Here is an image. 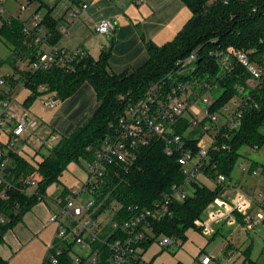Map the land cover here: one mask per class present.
<instances>
[{
  "label": "trees",
  "instance_id": "obj_1",
  "mask_svg": "<svg viewBox=\"0 0 264 264\" xmlns=\"http://www.w3.org/2000/svg\"><path fill=\"white\" fill-rule=\"evenodd\" d=\"M181 1L192 12V18L176 38L163 46L147 42L148 61L140 68L120 75L109 71L112 48L104 49L98 60L90 56L75 60L73 69H68L64 63H54L48 70L24 71L21 69L22 62L35 61L40 51H46L43 50L44 46H57L62 38L58 22L52 17L51 10L47 9L41 21L32 27V36H27L24 32L27 26L25 22L19 18H2L0 40L11 49V55L6 59L0 57V70L8 65L12 73L2 76L10 92L0 87V103L12 98L11 92L18 87L29 91L23 103L27 108L38 99L51 98L59 103L88 82L94 88L100 104L82 126L68 136H61L55 147L47 149L41 146L48 150V154L41 155L38 152L42 157L40 161L29 160L18 148L10 150L7 156L9 163L0 181V244L4 242L9 229L20 223L23 216L39 202L47 199L51 186L61 184V178L70 164L81 161L89 163L94 159L104 139L114 134L112 125L124 115L131 100L141 99L154 82L161 81L165 88L174 84V79L169 78V75L177 68L178 62L192 52L198 54L195 76L193 79L179 78L178 81L190 80L199 95L206 94L207 90L212 92L215 87L221 88L223 92L214 100L212 111L220 110L239 96L238 86L245 87L249 93L239 129L230 132L222 127L215 135L217 143L209 148L202 176L215 182L216 173H219L231 181L240 158V149L246 146L260 150L264 146V79L258 87L249 89L250 76L245 69L235 66L234 61L235 67L231 71L223 70L211 56L213 50L228 46L247 51L256 61L264 56V0ZM44 8L41 5L35 14ZM35 34L42 38L37 44L34 43ZM40 86L45 90L41 91ZM198 99L193 98L192 101ZM189 127V119L184 117L174 129L182 136L185 147L198 154L202 148L200 142L203 134L200 130L188 132ZM198 133L200 136L196 138ZM260 167L264 175V165ZM258 168L257 164L252 163L249 172L253 174ZM29 178L36 182L33 194L26 193ZM184 182L185 176L178 155L168 156L164 140L153 138L149 145L140 148L131 164L111 167L106 173L104 182L93 196L100 207L95 217L109 209L112 212L115 210L112 218L119 227L112 238L128 236L129 233L120 225L130 216L127 211L129 206L152 208L165 194L171 192L174 185ZM223 193L224 188L218 184L211 189L200 178L194 180L186 198L173 202V214L151 224L150 235L153 236L144 248L160 236L185 240L189 229L200 230L198 222L203 219L211 204L225 198ZM67 196V190L64 189L59 197ZM94 248L108 255L107 248L102 244L97 243ZM227 249H233L231 244L225 252ZM73 252V244L63 246L58 264H75ZM243 255L241 264H259L252 259L250 249L244 251ZM0 264L11 263L0 256ZM43 264H47V258Z\"/></svg>",
  "mask_w": 264,
  "mask_h": 264
},
{
  "label": "built area",
  "instance_id": "obj_2",
  "mask_svg": "<svg viewBox=\"0 0 264 264\" xmlns=\"http://www.w3.org/2000/svg\"><path fill=\"white\" fill-rule=\"evenodd\" d=\"M214 1L219 2L220 0ZM3 3L4 0H0V26L3 15L6 13ZM87 8L86 4L82 6L84 10ZM79 14L80 10H75L71 16L74 18ZM34 20L39 23L36 14ZM115 30L116 23L111 19H104L96 26L97 33L102 35L112 34ZM24 32L27 36H32V27L25 26ZM41 41V36L35 34L34 43ZM84 56L88 55L82 50L69 52L52 47L47 51H40L35 61L22 62L21 69L30 72L48 70L54 63H64L63 65L68 69H73L74 61ZM211 56L223 70L231 71L235 66L245 69L250 76L247 86L249 89L258 87L264 79V56L256 61L247 51L233 46L215 49L211 52ZM197 61V52H192L179 61L177 68L169 75V78L174 79V84L169 88H165L161 81L154 82L141 99L129 102L124 115L115 125H112L114 134L104 139L100 148L95 152L94 159L87 163L89 179L84 191L89 195V199L86 202L81 198L82 192L65 198L59 197L53 201L56 211L51 214L49 222L57 226V232L49 246L47 264H58V257L66 244H73L74 247L78 246L80 249V252L72 253L75 264H151L143 259L142 252L145 243L150 242L153 236L150 235L151 224L173 214L171 210L173 202L186 198L190 192L191 183L202 176L205 160L209 156V148L217 143L214 136L209 147H202L198 154H194L185 147L182 136L175 132L174 126L182 118L187 117L190 122L188 132L200 130L204 137L214 131L217 135L222 127L230 132L238 130L245 113V99L249 93L243 86H238L239 96L233 98L228 105L218 111H212L214 100L208 97L210 90H207L206 94L199 95L192 87L190 80L178 81L179 78H194ZM234 61L235 66H233ZM2 86H6V79L0 77V87ZM40 90L45 89L40 86ZM193 98H199L197 101L201 100L204 104L201 113L195 107L197 101H192ZM13 102L12 96L0 103V132L5 131L8 137L6 143L0 144V173L9 163L7 156L10 150L20 145L27 132L34 133L39 127L38 122L27 112L21 113L20 118L15 116L13 110L11 111ZM42 106L45 110H51L57 106V102L51 98L42 99ZM10 123L11 127L8 128ZM153 138L164 140L168 156L178 155L185 182L174 185L171 192L165 194L152 208L129 206L127 211L130 216L120 225L129 235L113 239L112 236L119 227V224L112 218L115 210L112 212L109 209L104 213L110 217L108 223L101 221L100 216L95 217L100 207L97 206L93 196L101 187L111 167L131 164L140 148L149 145ZM42 144L52 149L50 140ZM241 167L244 171L247 169L244 165ZM253 176L258 178L259 173L255 171ZM216 177V181L213 182L224 188L222 196L226 197L229 194L232 196L222 207H218L217 203L210 205L203 219L198 222L200 231L206 236L215 234L214 226L221 222L228 226L242 224L248 231L264 227V182L259 189L250 191L233 187L231 181H228L222 174L216 173ZM27 183L29 189L26 193L33 194L36 182L29 178ZM1 221L3 222V219ZM108 228L109 230H106ZM97 243L107 248L108 255L101 249L94 248ZM172 244L170 237L163 236L161 246L168 247ZM200 262L201 264H214V259L204 254L201 255Z\"/></svg>",
  "mask_w": 264,
  "mask_h": 264
},
{
  "label": "rangeland",
  "instance_id": "obj_3",
  "mask_svg": "<svg viewBox=\"0 0 264 264\" xmlns=\"http://www.w3.org/2000/svg\"><path fill=\"white\" fill-rule=\"evenodd\" d=\"M3 5H6L8 13L6 12L3 17L9 18L10 14L20 17L22 20L31 18V24L37 23L34 20L35 12L38 8L35 1L34 4H28V0H5ZM41 12V11H40ZM40 12L37 14L38 18H41ZM11 55V49L0 40V57L6 59ZM12 73L10 67L4 66L0 70V77ZM6 91L10 90L8 85L2 86ZM10 92V91H9ZM223 90L215 87L214 91L208 93V97L211 100L218 99ZM13 105L11 111L15 106L22 108V104L29 96V91L18 87L12 92ZM195 107L201 113L204 109V104L201 100L197 101ZM26 112L38 123L40 120L48 121V117L51 111H46L42 106V99L36 100L29 108H25ZM14 112V111H13ZM22 114L19 115V118ZM45 127V125L43 126ZM44 131V129H42ZM35 135L32 141H29V145L21 146L17 148L21 151L22 155L32 161H40L41 155L48 154V148L45 149V145L41 148L37 143V138L42 137V133L34 132ZM27 136V135H26ZM25 136V137H26ZM199 133L196 138H199ZM215 136L214 131L203 137L200 144L201 147H209L212 143V139ZM50 135H46L43 139L47 140ZM6 139V135H4ZM2 138V142H5ZM35 140V141H34ZM58 139L51 142L52 148L58 143ZM43 149V150H42ZM50 149V148H49ZM42 150V151H41ZM41 152V155L37 153ZM240 158L235 166L232 174L231 184L233 187H238L245 190H257L264 182V175L261 174V167L264 165V146L258 150L251 147H242L239 151ZM255 163L259 166L256 172L259 173V177L255 178L251 172H249V165ZM242 165L246 166V170L242 169ZM3 173V172H2ZM0 173V175H2ZM200 181L207 187L214 189L215 183L206 178L200 176ZM89 179L88 165L86 162L72 163L68 166V169L64 172L61 178V184L50 187V193L52 196L60 194L64 189L67 190L68 196H72L76 193H81V198L84 202L89 199V195L84 191L85 184ZM1 181V180H0ZM231 194L227 195L223 200L217 202L218 207H222L224 203L231 199ZM52 198L47 196V199L39 202L32 210L23 216V219L15 227L9 229L4 237V242L0 244V250L3 251L4 247L6 252L3 254L9 259L11 264H43L47 258L49 252V246L53 242L57 226L49 222V218L53 212L48 209L49 205L53 208ZM101 221L109 222L110 217L108 214L100 216ZM215 234L210 236L204 235L200 230L191 228L187 232V238L185 240L171 238L173 244L163 247L161 242L163 236L157 237L153 242L144 250L143 259L151 264H201V255H210L214 259V264H241L244 259L243 252L247 249L251 250V257L253 260L258 261L259 264H264V227H259L254 231H248L242 224L235 226H228L224 222L215 224ZM233 249L225 252L228 245ZM74 252H80L78 246L74 247Z\"/></svg>",
  "mask_w": 264,
  "mask_h": 264
},
{
  "label": "crops",
  "instance_id": "obj_4",
  "mask_svg": "<svg viewBox=\"0 0 264 264\" xmlns=\"http://www.w3.org/2000/svg\"><path fill=\"white\" fill-rule=\"evenodd\" d=\"M35 1L38 8L41 5L45 6L40 12L39 21L49 9L52 17L58 22L62 34L56 46L58 49L69 52L82 50L98 60L104 49L112 48L109 71L115 75L130 73L143 66L149 59L147 42L163 46L173 41L192 18V12L181 0H32V3L28 0V4H34ZM85 4L88 5L86 10L82 9ZM4 6L8 13L6 5ZM75 10H80V14L73 18L71 13ZM9 18H19L29 27L36 25V23L30 25L32 22L30 17L22 20L10 14ZM104 19H111L116 23L115 32L104 35L97 33L96 26ZM43 50H49V46H44ZM99 104L94 88L85 82L71 97L57 103V106L51 109L53 111L46 110L51 113L48 121L41 119L38 123L36 136L38 130L42 133V137L37 138L38 145L41 146L47 140L59 141L61 136L73 133L86 122ZM25 108L27 107L24 105L22 108L15 106L13 113L19 117L21 113L26 112ZM10 125L11 123L8 128ZM31 135L35 133L27 132L24 135L21 146L29 145L28 142L33 139ZM46 135L50 137L43 141L42 138ZM2 138L5 142H0L6 143L8 137L5 131L0 132V140ZM19 152L21 153L20 150ZM47 194L52 198V205L60 196V194L52 196L50 188ZM48 209L54 211L50 205ZM6 251L5 247L3 251L0 250V256L9 261L3 254Z\"/></svg>",
  "mask_w": 264,
  "mask_h": 264
},
{
  "label": "water",
  "instance_id": "obj_5",
  "mask_svg": "<svg viewBox=\"0 0 264 264\" xmlns=\"http://www.w3.org/2000/svg\"><path fill=\"white\" fill-rule=\"evenodd\" d=\"M29 3H32V0H29Z\"/></svg>",
  "mask_w": 264,
  "mask_h": 264
}]
</instances>
